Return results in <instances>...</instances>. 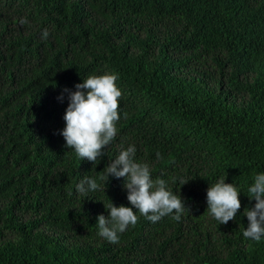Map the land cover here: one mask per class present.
<instances>
[{"label":"trees","instance_id":"trees-1","mask_svg":"<svg viewBox=\"0 0 264 264\" xmlns=\"http://www.w3.org/2000/svg\"><path fill=\"white\" fill-rule=\"evenodd\" d=\"M104 73L118 75L121 118L93 165L65 147L57 97ZM129 145L189 211L137 212L113 244L96 218L131 205L123 178L99 177ZM259 173L264 0H0V264H264V238L243 236ZM85 177L100 190L78 193ZM224 178L241 208L219 224L206 191Z\"/></svg>","mask_w":264,"mask_h":264},{"label":"clouds","instance_id":"clouds-1","mask_svg":"<svg viewBox=\"0 0 264 264\" xmlns=\"http://www.w3.org/2000/svg\"><path fill=\"white\" fill-rule=\"evenodd\" d=\"M27 23L26 18H21V25ZM48 36V29H44L41 38L46 39ZM117 80L118 75L115 73L89 75L81 83L75 84V91L65 88L57 97L63 101V93L68 94V104L63 115L65 126L59 134L65 141V147L74 150L80 161L87 160L93 165L98 163L99 158L104 155L105 147L117 135L116 123L121 118L118 111L119 98L122 96ZM135 152L133 145L121 147L119 154L107 164L103 175L99 177L105 184L110 175L117 179L123 178L122 186L127 190V200L131 205L114 206L109 200L107 217L101 214L96 218L97 234L113 244L119 243L120 233L137 224V212L155 223L167 215H172V219L180 221L187 209L181 196L169 190L164 179H153L150 166L136 161ZM156 155L159 158L160 154ZM188 181L180 180V185ZM100 187L97 179L85 177L76 185L75 190L81 195H86L90 191L100 190ZM247 191L248 197L254 199L255 204L251 209L244 210L248 225L243 231V236L259 242L264 238V173L255 175L254 182ZM239 194L233 183H225V178L208 186L206 203L209 214L219 224H227L236 219L241 208Z\"/></svg>","mask_w":264,"mask_h":264}]
</instances>
